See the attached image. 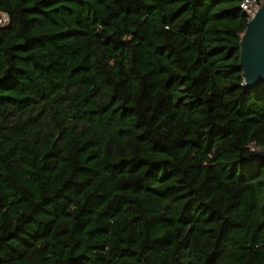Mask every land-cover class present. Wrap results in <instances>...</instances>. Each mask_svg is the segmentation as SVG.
Segmentation results:
<instances>
[{
    "label": "trees",
    "instance_id": "trees-1",
    "mask_svg": "<svg viewBox=\"0 0 264 264\" xmlns=\"http://www.w3.org/2000/svg\"><path fill=\"white\" fill-rule=\"evenodd\" d=\"M0 11V264H264L238 0Z\"/></svg>",
    "mask_w": 264,
    "mask_h": 264
},
{
    "label": "water",
    "instance_id": "water-1",
    "mask_svg": "<svg viewBox=\"0 0 264 264\" xmlns=\"http://www.w3.org/2000/svg\"><path fill=\"white\" fill-rule=\"evenodd\" d=\"M253 12L238 43V67L247 89L264 83V0ZM252 156L264 162V150L258 149Z\"/></svg>",
    "mask_w": 264,
    "mask_h": 264
},
{
    "label": "built area",
    "instance_id": "built-area-1",
    "mask_svg": "<svg viewBox=\"0 0 264 264\" xmlns=\"http://www.w3.org/2000/svg\"><path fill=\"white\" fill-rule=\"evenodd\" d=\"M261 0H238V8L245 13L246 18H250L253 11L259 6ZM7 15L0 11V26L7 24Z\"/></svg>",
    "mask_w": 264,
    "mask_h": 264
}]
</instances>
